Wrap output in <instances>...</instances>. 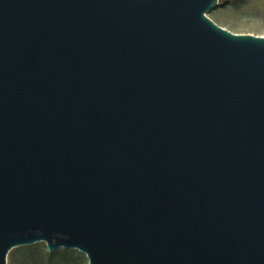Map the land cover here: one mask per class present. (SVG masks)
<instances>
[{
    "label": "water",
    "instance_id": "obj_1",
    "mask_svg": "<svg viewBox=\"0 0 264 264\" xmlns=\"http://www.w3.org/2000/svg\"><path fill=\"white\" fill-rule=\"evenodd\" d=\"M219 0H0V264H264V37Z\"/></svg>",
    "mask_w": 264,
    "mask_h": 264
},
{
    "label": "rangeland",
    "instance_id": "obj_2",
    "mask_svg": "<svg viewBox=\"0 0 264 264\" xmlns=\"http://www.w3.org/2000/svg\"><path fill=\"white\" fill-rule=\"evenodd\" d=\"M207 17L233 33L264 37V0H219ZM6 264H88L82 253L59 248L49 252L44 242L11 249Z\"/></svg>",
    "mask_w": 264,
    "mask_h": 264
}]
</instances>
